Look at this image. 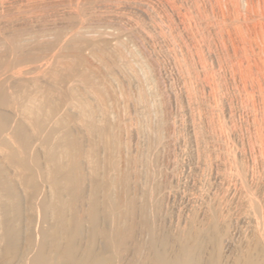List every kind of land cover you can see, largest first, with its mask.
<instances>
[{
  "label": "bare ground",
  "instance_id": "6f19581e",
  "mask_svg": "<svg viewBox=\"0 0 264 264\" xmlns=\"http://www.w3.org/2000/svg\"><path fill=\"white\" fill-rule=\"evenodd\" d=\"M149 1L0 0V264H264V206H262L264 203L255 204L257 199L256 201L250 199L249 204L245 201L247 206L243 203L247 209L242 216L240 215L241 217L239 216L235 224L232 223L233 220L230 222L228 220V223L225 220L226 217L224 219L223 216L226 213L223 215V210L211 207L214 205L209 202L203 203L205 200L201 198L200 201L199 197L202 196L199 195L202 194L199 193V197L197 193L186 197L181 195L187 202L186 213L184 212L182 217L180 213L178 218L180 221L182 218V223L179 221L175 224L170 217L173 215H168L169 209L165 208V204L170 203L171 199L167 200L169 198L167 193L170 189L165 188L160 179L165 180L169 171L166 173L161 168L157 163L158 159L154 161L156 157L153 158L155 156L151 148L153 143L150 142L151 132H154L151 126L157 128L160 126L159 121L157 126H149L150 124L141 121L144 116L149 115L152 109L148 104L150 100H147L151 97L147 98V92L143 90V83L146 84L143 82V76L147 79L144 80L150 83L155 78L153 74L150 80L151 76L148 73L151 72L146 71V62H151V59L143 61L142 54L140 60L136 59L137 66L129 60L130 54L133 59L138 57L133 52L135 50L130 49V43L134 40L138 41L137 38H140L146 45L153 43L157 45V42H152L154 37L149 35L151 31H154L158 34V38L154 35L158 40L167 41L165 29L168 30L171 18L167 28H164L165 19L162 26L158 24L160 21L156 19V14H153L156 10L153 12ZM238 1L234 3L235 6L233 5L234 0L232 3L230 1L234 10L229 12L235 11L236 14L239 10H244L246 15L244 20L241 18L244 22L238 18L237 23L240 24L236 23V26L239 25L237 28L240 32H243L244 28L246 38L242 36L243 34L241 36L251 41L254 35L249 34L251 38L248 37L246 30L248 33L253 29L256 31L259 27L257 32L260 30L264 33V0ZM161 2L164 8L166 1ZM175 6L177 7V4ZM172 7L173 12H177L176 7L175 9L174 6ZM165 8L164 10L167 11V7ZM173 12L171 11V14ZM244 12L240 13L244 14ZM137 15L147 20V23L149 21V27L140 24L138 21L141 22V20ZM135 16L138 19H135ZM184 16L180 19L184 20ZM188 16L185 18L187 19ZM236 16L234 18L237 19L239 15ZM232 20L230 21L234 24ZM241 21L243 26H241ZM183 22L187 21L180 22L181 25ZM226 22L225 24L228 25ZM188 23L191 22H187V25ZM232 24L229 23L228 27L230 28ZM182 28H179V31ZM176 36H174L175 39L173 37L175 42L178 41ZM137 41L134 43L137 44ZM260 41L261 39L258 40L259 44H261ZM249 42L248 44H252ZM241 43L240 40L239 44ZM242 46L240 45L242 49L246 47L243 44ZM254 46L249 45L248 48L252 49ZM164 47L162 46L163 49ZM170 49L165 54L178 62L179 67L176 69L178 72L181 66L180 61L184 59L181 57L187 53L178 59L179 52L177 55L175 48ZM246 49L244 50L249 52ZM188 50L184 51L188 52ZM254 50L251 51L254 52ZM261 50L259 49L258 53L255 52L261 56L256 58L262 59L261 54L264 50ZM144 51L146 50L143 49V53ZM260 51L261 54H259ZM241 53L238 54L241 56ZM149 56L148 54L147 57ZM252 57L255 58L253 53ZM242 58L244 60V57ZM250 58V56L245 58L246 63ZM254 58L250 61L253 62ZM263 64L264 61H262ZM260 65L258 66L262 67ZM258 66L257 70H259ZM183 68L186 69V67ZM197 69L194 70L195 73L190 70L191 74L194 73L195 76L197 72L199 73ZM248 70H252V67ZM190 71L182 70L180 78L177 77L179 79L177 82L180 81L181 86L182 83L185 85L180 98L186 104L183 112L190 116L189 120L188 117L185 119L188 120L185 125L190 131V141H188L196 147L198 152L207 151L203 145L205 142L202 141L205 135L202 130L204 129L203 124L201 123V126L197 122L201 118L193 114V108H195L193 98L196 97L194 94L196 89L192 87L194 77L191 81L190 76L189 78L185 76V73ZM262 77L264 78V75ZM171 78L168 79L171 81ZM242 78L244 79L243 76ZM249 78L251 80L252 76L250 75ZM158 79L159 77L156 80ZM187 79L191 81L188 80L187 84L192 83V86L186 84ZM256 83L261 85V81ZM151 86L154 88L157 84ZM193 88L195 89L194 97L191 92ZM263 89L260 87L259 98L264 105ZM148 90L153 91L150 87ZM155 92L157 93V90ZM159 95L161 93H158ZM173 99L176 102L177 96L175 95ZM202 99L201 104L204 101ZM153 101L152 99V103ZM164 101L152 106L154 113L166 111L167 104ZM197 102L200 104V101ZM164 114L163 112L162 115ZM181 114L183 116V113ZM262 114L264 115V112ZM262 117L260 116L261 119ZM180 126L183 128L182 125ZM177 127L179 128L177 131L180 132V127ZM165 128L169 133L163 137L164 141L155 138L158 142H162L159 144L162 147L161 150L169 152L181 136L171 137V125L166 124ZM185 132H187L186 129ZM142 135L147 136V146L142 144L144 149L139 147V142L143 141L140 139ZM206 148H208L207 145ZM155 149L159 150L158 147ZM165 152H163L164 155ZM175 160L174 162L178 164ZM164 161L161 160L162 163ZM167 167L166 170L169 169V166ZM236 170L234 171L237 172ZM225 174H223L224 178H226ZM243 174L245 175L241 173ZM244 180L245 178L241 182ZM245 187L243 185L244 189H248ZM242 226L247 230V232L244 231L245 234L239 231ZM231 228L238 232V239L233 237Z\"/></svg>",
  "mask_w": 264,
  "mask_h": 264
},
{
  "label": "rangeland",
  "instance_id": "374dc122",
  "mask_svg": "<svg viewBox=\"0 0 264 264\" xmlns=\"http://www.w3.org/2000/svg\"><path fill=\"white\" fill-rule=\"evenodd\" d=\"M155 1V2H154ZM161 1H166V2H164V8L165 7H167V11H169L168 13H167V11L166 10H164V8H163V5H161L160 3H162L163 4V2H161ZM169 1V2H168ZM153 0V1H149V5L151 6L150 8H152L153 9V12H154V10H156L153 14L156 16V19L158 18V20L160 21V23H158V24H161V26L163 25V22H165L166 21V25H164V28H167V25H168V23L170 22V18H171V22L169 23L170 25H169V27H168V30L166 31V29H165V34H167V36H166V40L167 41H162V40H158L157 38H158V34H157V32H154V31H151L150 33H149V35L150 36H152V38L154 37V41H152V42H157V45H156V43H153V44H148V45H150V46H148V45H146L145 43H143L142 42V40L140 39V38H137L138 39V41L137 40H134V42L136 43V41L138 42L137 44H135L134 42H132V43H130V49L132 48L133 50H135V51H133V52H135V55H137L138 57H136L135 59H133V57H130L131 56V54L129 55V53H128V55H129V60H130V62L133 64V65H135V66H137V63H136V59L138 58L139 60H140V58L141 57H144V59H143V61H149L150 59H151V62H146L147 63V68H146V71L147 72H151V73H148L149 74V76H151V78H149L150 80H152V75H153V77H155V78H153L154 80L151 82L152 84H153V86H155L156 84H157V87L155 86L154 88H155V90H154V88L151 86L152 84L150 83V81L149 82H146L145 80H147L144 76H143V78L145 79H143V82H145L146 84H144L143 83V90H145L144 92L146 93V96H147V98H150V99H147L148 101H149V106H150V108H152V109H150V113H149V115H147V116H144L143 118H142V122H145V123H147V124H150L149 126H151V125H155V126H157V124H158V121H159V124L158 125H162V124H164V126H157V128L155 127V126H153V127H155V128H152V126H151V130L152 131H154V132H151V135H150V137H151V140H150V142H152L153 144H154V142L156 143V144H154V145H159V144H162V142L164 141L163 139V137H165L169 132H167L166 131V128H165V125L166 124H168V125H171V129H170V135H171V137H180L179 139L180 140H178L177 142H175L174 144V146L171 148V150L173 151V152H171V150L168 152V151H164V149L163 150H161V145H157V146H154L153 144H151V148H152V151L154 152V157L153 158H155L156 157V160L154 159V161H157V159H158V161H157V163H159L160 164V166H161V168L167 173L168 171V177L164 180V178H162V179H160V180H162L161 182H163V185H164V187L165 188H168V190L170 191H168L169 193H167L168 194V196H169V198L167 199V200H170L169 202L166 200V202L167 203H169V204H165V208H168L169 210V213H168V215L170 216V215H173V216H170V217H172V219H173V221L175 222V224H177L180 220L178 219L179 218V214L181 213V215H180V217H182V214H184V212L186 213V211H187V202H186V199H183L182 197H181V195L182 196H188V195H194V193H197L196 195L198 196L199 194H202V195H199V196H202V197H199V200H200V198L204 201H202L203 203H206V202H209V204L211 203V205H214V206H211V207H215V208H218L219 210H223V212H222V214L224 215L225 213V216H223L224 217V219H225V217H226V221L228 222V220H229V222L230 221H232V223L233 224H235L236 222H237V220H238V218H240L244 213H245V211H246V206H247V203H248V201L251 199V200H255V199H257V202L255 203V204H258V203H260V204H263L264 203V123H263V121H264V117H262V112H264V105H263V101L259 98V91H260V87L261 88H264V81H263V75H264V64L262 65V61H264V60H262V59H264V51H262V50H264L263 48H264V39H262L264 36H261V35H263L264 33H262V32H260V30H259V32H257L258 31V29H259V27L257 28V30L255 31L254 29L252 30V31H249L248 33H247V30H246V34L247 35H254L253 36V38H251L250 37V35L248 36V37H250L251 38V41L250 40H248V38L245 40L244 39V37L246 38V36H244L245 35V31H244V28H243V32H240V31H238V28L237 27H239V25L238 26H236V23L238 22L237 20H238V18H240V20H244V17H245V12H244V10L242 9V10H239V12L238 13H236L235 14V11L233 12V13H231V12H229V11H233L234 10V8H233V5H234V3L236 4L237 3V1L238 0H236V2H235V0H234V2H233V5L231 4L232 3V0H230L231 1V3H230V1L228 2L227 0ZM171 1V2H170ZM216 1V2H215ZM243 1V0H242ZM151 2H152V4H151ZM223 2V3H222ZM229 3V4H227V3ZM244 2V1H243ZM157 3V4H156ZM167 3H169V4H172V5H169V4H167ZM173 3H174V5H173ZM177 4V7H179V8H177L175 5ZM220 3V4H219ZM238 3H239V1H238ZM219 4V5H218ZM154 5V6H153ZM158 5V6H157ZM161 5V6H160ZM229 5V6H228ZM231 5V6H230ZM172 6H174V9H175V7H176V10H177V12L175 11V12H173L174 10H172L173 9V7ZM219 6V7H218ZM229 8H228V7ZM235 6V5H234ZM157 9H156V8ZM183 7V8H182ZM230 7H231V9H230ZM161 8V9H160ZM181 8V9H180ZM241 8V7H240ZM164 11H163V10ZM166 9V8H165ZM233 9V10H232ZM222 10V11H221ZM171 11L173 12V14H171ZM178 11H180V12H178ZM183 11V12H182ZM157 12H159L158 14H157ZM161 12V13H160ZM164 12V13H163ZM166 12V13H165ZM186 12V13H185ZM222 12V13H221ZM228 12V13H227ZM240 12H244V14H242V13H240ZM183 13H185V14H183ZM226 13V14H225ZM241 15H240V14ZM163 15L162 17L160 16V15ZM181 16H180V15ZM183 14V15H182ZM222 14V15H221ZM230 14V15H229ZM234 16H233V15ZM240 16H238V15ZM159 15V16H158ZM166 15V16H165ZM168 15V16H167ZM173 15H174V17H173ZM180 16V18L182 19V17L184 16V20H181L180 18H179V16ZM188 15H190V16H188ZM226 15H228V16H226ZM238 17H237V16ZM243 15V16H242ZM138 16V15H137ZM135 16V19H138V17H140V16ZM175 16H176V19H175ZM178 16V17H177ZM188 16V18L187 19H189V17L191 18V19H189V21L185 18V17H187ZM224 18H223V17ZM233 16V17H232ZM237 17V19L236 18H234V17ZM137 17V18H136ZM161 17V18H160ZM172 17H173V19H172ZM228 17H229V19H228ZM167 18V19H166ZM179 18V19H178ZM194 18V19H193ZM231 18V19H230ZM242 18V19H241ZM143 18H139V20H141V22L140 21H138L140 24H142V25H145V26H148L149 27V25L148 24H150L149 23V21H148V23H147V20H145V19H143ZM154 19H155V17H154ZM155 19V20H156ZM164 19H165V21H164ZM169 19V20H168ZM223 19H225L224 20V22H223ZM232 19H234V20H232ZM158 20H156V21H158ZM161 20H163L162 21V23H161ZM180 20V21H179ZM230 20H232V21H234V24H232V22L230 21ZM242 20V21H243ZM144 21V23H146V24H144V23H142ZM155 21V22H156ZM168 21V22H167ZM173 21H175V22H173ZM177 21V22H176ZM182 21H187V22H191V23H188V25H187V22H183L184 23V25H183V23H182V25H181V23L180 22H182ZM227 21V22H226ZM229 21V22H228ZM241 21V26H243L244 24H243V22ZM225 22L226 23H228V25H229V23L230 24H232V26H230V28H231V30H230V28L228 27V25L227 24H225ZM175 23V24H174ZM225 24L224 25V27H223V24ZM180 24V25H179ZM192 24V25H191ZM237 24H240V23H237ZM177 25H179V27L176 26ZM186 25V26H185ZM235 25V26H234ZM171 26V27H170ZM181 26V27H180ZM184 26V27H183ZM192 28H191V27ZM227 26V27H226ZM234 26V27H233ZM258 26V25H257ZM183 27V28H182ZM186 27V28H185ZM188 27H189V30H188ZM226 27V28H225ZM237 28V30H236V28ZM170 28H172V29H170ZM175 28V33H174V31H173V29ZM179 28H182V29H180L181 31H179ZM186 29L189 31H186ZM190 29H191V31H190ZM172 30L173 31V34H171V32L170 31ZM236 30V31H235ZM229 31L233 34V35H231V33H229ZM241 31H242V29H241ZM254 31H255V33H254ZM166 32H168V33H166ZM169 32H170V35H169ZM177 32H178V34H177ZM180 32V33H179ZM235 32V33H234ZM238 32V33H237ZM239 32H240V36H238V34H239ZM250 32H252V33H250ZM257 32V33H256ZM156 33V34H155ZM183 33V34H182ZM189 33V34H188ZM229 33V34H228ZM260 34V36H259V34ZM176 34H177V36H176ZM186 34V35H185ZM193 34V35H192ZM243 34V35H242ZM157 37H155V36ZM172 35H174V36H176V37H178L176 40H178V41H176L175 42V37L174 36H172ZM244 36V37H242V36ZM255 35H257L256 36V38L255 39H257V37H259L257 40H255L254 39V37H255ZM169 36V37H168ZM181 38H180V37ZM229 36H230V38H229ZM232 36V37H231ZM173 37H174V39H173ZM238 37H240V38H238ZM239 40H238V39ZM249 38V39H250ZM156 39V40H155ZM196 39V40H195ZM242 39H243V41H242ZM254 39V40H253ZM261 39V41H260V43L262 44H259V42H258V40H260ZM240 40H241V44H239V42H240ZM246 41V44H244V42ZM263 40V41H262ZM140 41V42H139ZM162 41V42H161ZM170 41V42H169ZM183 42V44H182V42ZM250 41V42H249ZM169 42V43H168ZM248 42L249 43H252V44H248ZM254 42H256V43H254ZM134 43V44H133ZM161 43H162V45H161ZM163 43H165V44H163ZM171 43V44H170ZM176 43V44H175ZM180 43V44H179ZM193 43V44H192ZM254 43V44H253ZM139 44V46H137ZM141 44V45H140ZM142 44H144V45H142ZM166 44H168V45H170L169 47L166 45ZM187 44V45H186ZM242 44L244 45V46H246V47H244V49L245 48H247L246 50H249V52L253 49H255L254 50V52L253 51H251V54H249V52H247V51H245L244 49H242ZM256 44V45H255ZM136 45V47H134V46ZM146 45V46H145ZM154 45H156V47L154 46ZM161 45V46H160ZM176 45V46H175ZM182 45V46H181ZM240 45L242 46V47H240ZM248 45V46H247ZM249 45H250V47L251 46H254V48L252 47V49L251 48H248L249 47ZM260 45V47H257V46H259ZM133 46V47H132ZM144 47V48H142V47ZM153 46L155 47V48H153ZM158 46V47H157ZM161 48H160V47ZM162 46L164 47V46H166V47H164V49L162 48ZM175 46V47H174ZM178 46H181V47H178ZM195 46V47H194ZM235 46V47H234ZM146 47V48H145ZM172 47V49H174L177 53V55H178V52H179V55H178V59H180V57L181 56H183V54H186L187 55V57H185L186 55H184L183 57H181V58H184V59H182L180 62H181V66H180V68L182 69V70H184V71H186V70H188V71H192V72H196V71H194L195 69H197V71H199V73L197 72L196 73V75L194 76V73H192L193 74V76H192V74H191V71L189 72V73H185L184 75L185 76H190V78L189 79H191V81H192V78H193V86H192V83L190 84H187L190 80L189 79H187V81H186V84L187 85H190V86H192V87H194L192 90H191V92H192V94H193V92H195L196 91V93H194L195 95H196V97H194V94H193V103H194V107L195 108H193V114H195V116L196 115H199V116H197L198 118L200 117L201 118V120L203 121H201L200 119H198L197 117V119H198V123L202 126V124H203V126L202 127H204V129L202 128V130H204L203 132H204V136H203V139H202V141H203V145H205L204 146V148L205 149H207V151L206 150H201L200 152H202L203 151V153H200V152H198V150L196 149V147L191 143V142H189L190 141V131H188V129H187V127H186V123H187V121L189 120V114H186L185 112H183L184 110H183V108L185 107L184 105H186L185 103H183V101L181 100V94H183V92H184V88H185V85L182 83V86H181V82L180 81H178V82H180V83H178L177 82V80H179L178 78H180V74H182L181 73V69L179 68V71L177 72V70L176 69H178L177 67H179V66H177V63L178 62H176V60L174 61V60H172V59H170L168 56H166V51H168V49L169 50H171L170 48ZM176 47H177V50H176ZM187 49H186V48ZM240 47V48H239ZM256 47V48H255ZM261 47H263V48H261ZM136 48H139V49H136ZM181 48V49H180ZM185 48V49H184ZM237 48V49H236ZM262 49L261 51H262V53L263 54H261V51H260V53L259 54H261L262 55V59L260 58L259 59V57H261L260 55H258L257 53L259 52V49ZM143 49L144 50H146V51H144V53H143ZM156 49V50H155ZM159 49V50H158ZM161 49H163V50H161ZM188 49H190V50H188ZM140 50H142V51H140ZM155 50V51H154ZM161 50V51H160ZM183 50V51H182ZM184 50H188V52H189V54H188V52L186 51H184ZM237 50H238V52H237ZM241 50V51H240ZM244 50V52H245V54H246V52H247V55H243V51ZM139 52V53H137V52ZM151 51V52H150ZM153 51V52H152ZM237 53H236V52ZM258 51V52H257ZM146 52H148V53H146ZM156 54H155V53ZM241 53L242 55L240 56V54H238V53ZM255 52H257V53H255ZM141 53V54H140ZM151 53V54H150ZM163 53V54H162ZM252 53H253V56H255V58L254 57H252ZM255 53V54H254ZM144 56H143V55ZM148 54L150 55L149 57H147L148 56ZM155 54V55H154ZM161 54V55H160ZM164 54H165V56H164ZM257 54V55H256ZM142 55V56H141ZM152 55V56H151ZM236 55V56H235ZM141 56V57H140ZM155 56H158V57H155ZM160 56H164V57H160ZM249 56L251 57L250 58V60L252 59V58H254V60H257L258 62H255L254 60H253V62H251L249 59H248V62L246 63V59L245 58H249ZM257 56H259L258 58H256ZM155 59H154V58ZM189 57V58H188ZM239 57H241V58H239ZM242 57H244V60H243V58ZM131 58H132V60H131ZM148 58V59H147ZM167 58V59H166ZM168 58L170 59V62H169V60H168ZM191 58H192V60H191ZM177 59V60H178ZM237 59H238V61H237ZM261 61H259V60ZM156 60V61H155ZM164 60V61H163ZM240 60H243V61H240ZM158 61H159V63H158ZM173 61V62H172ZM184 63H183V62ZM186 61H187V63H186ZM188 61L190 62V63H188ZM134 62V63H133ZM243 62V63H242ZM245 62V63H244ZM255 62V64H253ZM150 65H149V64ZM183 63V64H182ZM240 63H242V64H244V66L242 65V64H240ZM248 63H250L249 64V66H248ZM256 63H258V65L259 64H261L260 66H262V67H259L258 65H256ZM151 64H153V66L151 65ZM156 64V65H155ZM157 64H159V65H157ZM186 64V65H185ZM189 64V65H188ZM190 64L192 65L191 67H190ZM238 64V65H237ZM246 64V65H245ZM146 65V64H145ZM176 65V66H175ZM240 65H242V66H240ZM253 65V66H252ZM255 65V66H254ZM152 66V67H151ZM198 66V67H197ZM246 66V67H245ZM257 66L259 67V70H257ZM150 67V68H149ZM162 67V68H161ZM183 67H186V69H184ZM192 67H194V68H192ZM197 67V68H196ZM241 67H243V68H241ZM252 67V70H248V68L250 69ZM256 67V68H255ZM193 70H192V69ZM253 68H255V69H253ZM263 70H262V69ZM153 69V71H151V70ZM159 70V72H157L158 70ZM241 69H243V70H241ZM149 70V71H148ZM246 70V71H245ZM254 70V71H253ZM257 70V71H256ZM240 71V72H239ZM249 71V72H248ZM252 71V72H251ZM155 72V73H154ZM157 72V73H156ZM169 72V73H168ZM246 72V73H245ZM248 72V73H247ZM253 73V75L251 74V73ZM260 72V73H259ZM178 73V74H177ZM204 73V74H203ZM245 73V74H244ZM151 74V75H150ZM176 74L178 75V76H176ZM189 74V75H188ZM200 74V75H199ZM256 74V75H255ZM260 74H262L261 75V77H260ZM158 75V76H157ZM159 75H161V76H159ZM171 75V76H170ZM198 75H199V79H198ZM246 75H248V76H246ZM250 75L252 76V79L250 80ZM148 76V77H149ZM192 76V77H191ZM241 76V77H240ZM242 76L244 77V79L242 78ZM246 76V77H245ZM159 77V83H158V80H156L157 78ZM166 77V78H165ZM174 78V79H172L171 78V81H170V79H168V78ZM178 77V78H177ZM186 77V78H187ZM248 77V78H247ZM259 79H258V78ZM165 80H164V79ZM177 78V79H176ZM197 78V79H196ZM262 78V79H261ZM164 81H163V80ZM189 80V81H188ZM195 80L197 81L196 83H195ZM252 80H254L253 82H252ZM155 81H157V82H155ZM165 81H167V82H165ZM190 81V82H191ZM201 83H199V82ZM244 81V82H243ZM251 81V82H250ZM259 81H261V85H260V83L257 85V83L256 82H259ZM160 82H161V84H160ZM246 82V83H245ZM255 82V83H254ZM148 83H150V84H148ZM156 83V84H155ZM252 83H254V84H251ZM160 84V85H159ZM179 84V85H178ZM200 84V85H199ZM203 84V85H202ZM144 85H146V86H144ZM149 85V86H148ZM259 85H260V87H259ZM263 85V86H262ZM147 86H148V89H149V87H150V90L152 91V92H155L156 90H157V93L155 92V93H152V92H150L148 89H147ZM171 86V87H170ZM189 86V87H190ZM206 86V87H205ZM253 86V87H252ZM258 86V87H257ZM144 87H146V88H144ZM159 87V88H158ZM171 89H169V88ZM174 87V88H173ZM192 87H190V88H192ZM210 87V88H209ZM152 88V89H151ZM156 88H158V89H156ZM257 88V89H256ZM162 89V90H161ZM174 91H173V90ZM198 89V90H197ZM256 89V90H255ZM259 89V90H258ZM163 91V92H161V91ZM182 90V91H181ZM195 90V91H194ZM264 90V89H263ZM177 91V92H176ZM204 91H205V93H204ZM211 91V92H210ZM170 92V94H168ZM182 92V93H181ZM257 92H258V94H257ZM158 93L160 94L161 93V95H159V96H161V98L158 96ZM163 93V94H162ZM151 94V95H150ZM152 94L154 95V96H152ZM156 94V95H155ZM174 94V95H173ZM198 94V95H197ZM201 94V95H200ZM256 94V95H255ZM167 97H166V96ZM168 95H170L171 96V98L173 99L174 98V96L176 95L177 96V100H176V102H175V99H171L170 100V96L168 97ZM180 95V96H179ZM255 95V96H254ZM149 96V97H148ZM179 96V97H178ZM200 96V97H199ZM154 97H156V98H154ZM158 97H159V100H158ZM162 97H164V99L162 98ZM165 97H166V100H165ZM255 97H257L256 99L257 100H259V101H257L256 99H255ZM201 98H203L202 99V104H201ZM152 99L154 100L153 101V103H152ZM157 99V100H156ZM168 99V100H167ZM199 99V100H198ZM155 100H156V102H155ZM166 102H165V101ZM179 100V101H178ZM260 100L262 101V102H260ZM159 101V102H158ZM161 101H164L166 104H167V109H166V111L168 110V108H169V110L166 112V111H163L165 114V117H164V115H162V113L161 112H159V113H154V107H152V106H154V104H156V103H160ZM172 101V102H171ZM174 101V102H173ZM196 101H200V104H199V102H197L196 103ZM257 101V102H256ZM168 102H170L171 103V105H170V103H168ZM182 102V103H181ZM196 103V104H195ZM203 103L205 104V105H203ZM260 103V104H259ZM180 104V105H179ZM183 104V105H182ZM157 105V104H156ZM170 105V106H169ZM197 105H199V106H196ZM203 105V106H202ZM261 105H262V107H261ZM180 106V107H179ZM183 106V107H182ZM260 106V107H259ZM182 107V108H181ZM176 108V109H175ZM195 109V110H194ZM208 109V110H207ZM211 109V110H210ZM171 110V111H170ZM203 110V111H202ZM212 110H214L213 112H212ZM211 112V114H210V112ZM262 111V112H261ZM154 114V115H152V114ZM175 113V114H174ZM181 113H183V116H182V114ZM260 113V114H259ZM155 114H156V116H155ZM158 114H159V116L161 115V116H163V117H159L158 116ZM262 114V115H261ZM167 115V116H166ZM177 115V116H176ZM186 115V116H185ZM188 115V116H187ZM201 115V116H200ZM211 115H212V117H211ZM257 115V116H256ZM259 115V116H258ZM149 116V117H148ZM152 116V117H151ZM206 116V118H204ZM208 116V117H207ZM260 116L263 118V119H261L260 118ZM264 116V115H263ZM148 117V118H147ZM155 117V118H154ZM167 117V118H166ZM179 117H181L180 119H179ZM185 117V118H184ZM187 117H188V120H185V119H187ZM163 118V119H162ZM179 120H178V119ZM182 118H183V120H182ZM219 118V119H218ZM147 119V120H146ZM149 119V120H148ZM151 119V120H150ZM204 119V120H203ZM208 119V120H207ZM255 119H257V120H255ZM143 120H146V121H143ZM162 122H161V121ZM176 120V121H175ZM259 120L261 121V122H259ZM147 121H149V122H156L155 124L153 123V124H151V123H149V122H147ZM183 121H185V123L183 122ZM206 121V122H205ZM181 124H180V123ZM162 123V124H161ZM202 123V124H201ZM209 123V124H208ZM261 123V125H259V124ZM262 124H263V126H262ZM174 125H176V126H174ZM180 125H182V127L183 128H181V126ZM184 125H185V127H184ZM259 125V126H258ZM177 126H179L180 127V132H178L179 131V128L177 127ZM164 127V128H163ZM174 127H175V129H174ZM262 127V128H261ZM159 128V129H158ZM176 128H178V129H176ZM155 129V130H154ZM156 129H157V131H156ZM162 129V130H161ZM164 129V130H163ZM181 129H183V131L181 130ZM185 129L187 130V132H185ZM263 129V130H262ZM161 130V131H160ZM178 130V131H177ZM257 130V131H256ZM173 131V132H172ZM178 132V133H176V132ZM182 131V132H181ZM209 131V132H208ZM185 132V133H184ZM205 132H207V133H205ZM256 132V133H255ZM173 133V134H172ZM176 134V135H175ZM179 136H178V135ZM188 134V135H187ZM211 135V137H209V136H207V135ZM172 135H174V136H172ZM206 136V137H205ZM155 137H157L158 138V140H163L162 142L161 141H159V142H161V143H159L158 141H157V138H155ZM188 137H189V139H188ZM156 139V140H154V139ZM161 138V139H160ZM181 138H182V140H181ZM141 140H145L144 142L143 141H141V142H139L140 144H139V147H141L140 149H144L146 146H147V136L145 135H142L141 136V138H140ZM153 139V140H152ZM208 139V140H207ZM211 139V140H210ZM213 139V140H212ZM189 140V141H188ZM205 140H207V141H205ZM257 140V141H256ZM179 141H180V143H179ZM145 142H146V145H145ZM182 142V143H181ZM206 142L208 143V144H206ZM142 144L145 146H142ZM149 144V145H150ZM178 144V145H177ZM180 144V145H179ZM213 144V145H212ZM148 145V146H149ZM176 145H177V147H176ZM188 145V146H187ZM193 145V146H192ZM206 145H207V147L208 148H206ZM154 146V147H153ZM254 146V147H253ZM143 147V148H142ZM155 147H158L159 148V150H156L155 149ZM213 147V148H212ZM153 148H154V150H153ZM174 149H175V151H174ZM180 149V150H179ZM203 149V148H202ZM197 150V151H196ZM159 153H158V152ZM161 151V152H160ZM165 152V155H164V153L163 152ZM163 153V154H162ZM167 153H168V155H167ZM171 153H173V154H171ZM210 153V154H209ZM160 154V155H159ZM191 154V155H190ZM198 154V155H197ZM202 154H204V155H201ZM163 155V156H162ZM206 155H208V157L206 156ZM171 157V158H168V157ZM198 156V157H197ZM201 158H203V159H201ZM226 156V157H225ZM229 156V157H228ZM232 156V157H231ZM159 157V158H158ZM161 157V158H160ZM164 159H163V158ZM175 157V158H174ZM207 157V158H206ZM199 160H198V159ZM205 158V159H204ZM228 158V159H227ZM168 159H170L169 161H168ZM176 161V162H178V164L177 163H175L174 162V160ZM182 161H181V160ZM161 160L162 161H164L163 163L166 165H164L162 162H161ZM173 160V161H172ZM206 162H205V161ZM225 160V161H224ZM231 160V161H230ZM234 160V161H233ZM256 160V161H255ZM160 161V162H159ZM262 161V162H261ZM167 162H168V164H167ZM175 163L174 165H172L173 163ZM212 162V163H211ZM220 162V163H219ZM232 162V163H231ZM238 162V163H237ZM169 163H170V165H169ZM181 163V164H180ZM219 164V165H218ZM225 164V165H224ZM238 164V165H237ZM242 164V165H241ZM232 165V166H231ZM241 165V166H240ZM167 166H169V169H172L171 171L168 169V170H166V167ZM182 166V167H181ZM242 168H240V167ZM175 167V168H174ZM237 167V168H236ZM168 168V167H167ZM238 169V170H236V169ZM225 169V170H224ZM230 169H232V171L230 172ZM239 169H241V170H243V172H241V170L239 171ZM220 170V171H219ZM234 170H236L237 172H235ZM172 171H173V173H175V174H173L172 173ZM175 171V172H174ZM177 171V172H176ZM198 171V172H197ZM236 173H234V172ZM171 172V173H170ZM222 172V173H221ZM231 174H229V173ZM178 173V174H177ZM199 173V174H198ZM225 173H227L229 176L227 177V174H225ZM233 173H234V176H233ZM241 173H245V175L243 174V175H241ZM173 174V177L171 176ZM219 176H218V175ZM223 174H225L224 176H226V178H224L223 177ZM239 174V175H238ZM175 175V176H174ZM237 175V176H236ZM199 176V177H198ZM233 176V177H232ZM241 176V177H240ZM221 177H223V179L221 178ZM232 179H231V178ZM239 177V178H238ZM175 178V179H174ZM230 178V179H229ZM233 178H236V179H233ZM237 178H238V180H237ZM245 178V180H244V182H241V181H243V179ZM228 179V180H227ZM242 179V180H241ZM167 180H168V182H167ZM196 180V181H195ZM199 180V181H198ZM176 181V182H175ZM178 181V182H177ZM194 181V182H193ZM202 181V182H201ZM221 181V182H220ZM246 181V182H245ZM170 182V183H169ZM196 182V183H195ZM200 184H199V183ZM210 182V183H209ZM168 183V184H167ZM178 183V184H177ZM193 183V184H192ZM232 183V184H231ZM242 183V184H241ZM243 183H245V184H243ZM247 183V184H246ZM180 184V185H179ZM170 187H169V186ZM179 185V186H178ZM189 185V186H188ZM242 185V186H241ZM243 185H245L246 187H248V189L246 188V189H244L243 188ZM167 186V187H166ZM236 186V187H235ZM238 186V187H237ZM241 186V187H240ZM176 189H175V188ZM216 187V188H215ZM175 190H174V189ZM177 188H178V190H177ZM240 188V189H239ZM172 189H173V191H172ZM179 189H181L180 191H179ZM199 190V191H198ZM207 190V191H206ZM245 190V191H244ZM247 190H249V192L247 191ZM252 190V191H251ZM175 191H176V193H175ZM179 191V192H178ZM203 191V192H202ZM172 192V193H171ZM183 192V193H182ZM193 192V193H192ZM247 192V193H246ZM199 193V194H198ZM235 193V194H234ZM248 194L247 196L249 197V198H247V196L245 195V194ZM251 193V194H250ZM170 194V195H169ZM175 194V195H174ZM179 196H177V195ZM184 194V195H183ZM207 194V195H206ZM234 195V196H233ZM249 195H252L251 197L249 196ZM258 195V196H257ZM222 196V197H221ZM240 196V197H239ZM172 197V198H171ZM178 199H177V198ZM210 197V198H209ZM239 197V198H238ZM253 197H255V198H253ZM247 198V199H246ZM174 200H176V201H174ZM178 200V201H177ZM180 200H181V202H180ZM185 200V201H184ZM207 200V201H206ZM212 200V201H211ZM250 200V201H251ZM201 201V200H200ZM219 201L222 203H219ZM227 201H229V202H227ZM241 201V202H240ZM243 201V202H242ZM245 201H247V203H245ZM256 201V200H255ZM254 201V202H255ZM165 202V203H166ZM176 203V204H175ZM243 203H245L246 204V206H245V204H243ZM208 204V203H207ZM219 204H221V206L219 205ZM249 204V203H248ZM260 204H259V206H260ZM166 205H167V207H166ZM175 205H176V207H175ZM200 206V205H199ZM198 206V207H199ZM218 206V207H217ZM241 206L243 207L242 209H241ZM262 206H264V204L262 205ZM173 209V211H172V209ZM221 209H220V208ZM245 207V208H244ZM176 208V209H175ZM182 209V210H181ZM245 209V210H244ZM174 210H176V211H174ZM179 210H181V211H179ZM238 210V211H237ZM244 210V211H243ZM166 211H167V209H166ZM167 211V212H168ZM171 211L173 212V213H171ZM197 211V210H196ZM176 212V213H175ZM197 213V212H196ZM178 214V215H177ZM178 217H177V216ZM197 215V214H196ZM241 215V216H240ZM236 216V217H235ZM240 216V217H239ZM228 218V219H227ZM181 219V223H182V218H180ZM228 222V223H229ZM239 227H240V225H239ZM243 229V230H242ZM231 230L233 231V234H234V238L235 239H238V232L237 231H235V229L233 230L232 228H231ZM239 231H241V232H244V231H246L247 232V230H246V228L244 229V226H242V228H239ZM246 232H244V233H242V234H245ZM232 233V232H231Z\"/></svg>",
  "mask_w": 264,
  "mask_h": 264
}]
</instances>
